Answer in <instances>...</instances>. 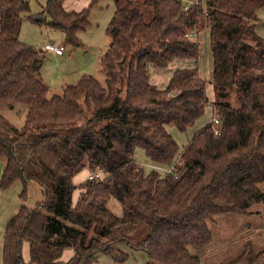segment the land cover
Returning <instances> with one entry per match:
<instances>
[{"label":"trees","instance_id":"trees-1","mask_svg":"<svg viewBox=\"0 0 264 264\" xmlns=\"http://www.w3.org/2000/svg\"><path fill=\"white\" fill-rule=\"evenodd\" d=\"M65 1L47 0L43 14L65 44L79 47L102 0L80 12L66 11ZM136 1L118 2L109 24L105 84L83 76L49 98L39 52L20 41L24 21L40 24L39 15L29 0H0V106L28 107L23 128L0 116V190L21 181L26 201L34 181L45 196L8 221L3 264H93L101 254L124 263L126 250L144 252L147 264H202L217 216L264 203V39L256 32L264 0H198L187 12L181 0H143L153 9L149 22ZM202 22L210 27L213 102L197 69L177 70L164 89L150 82V65L198 58ZM208 115L182 147L168 130L186 133ZM139 151L158 168L140 167ZM83 170L105 179L77 185ZM142 229L146 238L134 244L130 236ZM68 249L75 255L63 263ZM227 264H264V250L248 243Z\"/></svg>","mask_w":264,"mask_h":264},{"label":"rangeland","instance_id":"rangeland-1","mask_svg":"<svg viewBox=\"0 0 264 264\" xmlns=\"http://www.w3.org/2000/svg\"><path fill=\"white\" fill-rule=\"evenodd\" d=\"M31 13L39 15L40 24L31 21H24L20 33V41L27 46L35 48L39 52V57L43 61L42 78L49 87V98L60 96L63 89L67 86L77 85L83 76H92L97 81L105 84L106 74L102 68V59L109 49L112 38L108 35V27L116 11L118 2L123 0H102L93 6L89 11L90 27L79 33L80 46L73 47L65 44L64 33L54 29L50 25V19L43 14V7L47 0H29ZM68 8L71 10L82 11L88 9L91 0H71ZM184 6L195 5L198 0H181ZM202 3V1H199ZM204 3H202L203 5ZM135 7L145 14V20L149 22L153 17V9L144 4L143 0L134 2ZM73 8V9H72ZM258 23L256 25L257 34L264 39V8L258 12ZM1 21V18H0ZM196 30L194 37L199 43L200 53L197 59H177L168 64L165 68H158L150 65V82L159 89L165 87L173 74L180 69L198 68L199 75L206 81V93H214L212 81L213 55L210 27L205 23ZM47 44L63 48L64 57H58L53 51L46 50ZM65 60V61H63ZM163 75L159 79L158 75ZM159 79L158 83H155ZM209 98V96H208ZM210 100V99H209ZM212 100V99H211ZM214 101L213 100L210 102ZM28 114V107L23 104L15 106H0V116L5 117L17 128H23ZM209 117V115H208ZM206 122V118L200 119L195 126L186 133H180L174 126H169V132L174 136L180 147L185 144L186 139L192 133L201 128ZM141 155L143 151H139ZM137 153V161L140 167L148 170L158 168L153 164H148L143 157ZM154 166V167H153ZM88 170L78 173L75 178H85ZM90 174V173H89ZM89 176V175H88ZM87 176V179H88ZM85 183L86 180H82ZM80 183V184H82ZM21 181L13 184L8 190L4 191L0 197V215L2 206L15 208L26 206L34 208L39 202L43 201V189L39 184L32 181L28 184L27 199L23 201L20 195L23 191ZM264 191V184L261 185ZM111 211L118 216H122L121 204L112 199L109 203ZM4 211V210H3ZM18 212V211H17ZM16 214V213H15ZM14 214V215H15ZM6 218V217H5ZM7 220V221H6ZM8 219L0 218V264H3V243L6 235ZM213 234V243L201 253L202 264H227L237 259L244 251L245 246L251 243L256 252L264 250V203L253 205L248 214L219 215L214 222L210 223ZM147 236V230L142 229L132 234L131 240L134 244L142 242ZM70 250V249H68ZM62 258V257H61Z\"/></svg>","mask_w":264,"mask_h":264},{"label":"crops","instance_id":"crops-1","mask_svg":"<svg viewBox=\"0 0 264 264\" xmlns=\"http://www.w3.org/2000/svg\"><path fill=\"white\" fill-rule=\"evenodd\" d=\"M72 1L71 0H66L65 2H64V9L66 10V11H68V12H71V11H76V10H71L70 8H68V4L69 3H71ZM91 2H92V0H91ZM91 4V3H90ZM73 9V8H72ZM85 10V9H84ZM83 11V10H82ZM77 12H80V11H77ZM65 55V54H64ZM64 55L63 56H59V55H57L58 57H64ZM63 61H65V60H63ZM188 69H197V71H199L198 70V68H188ZM212 73H213V70H212ZM198 75H199V72H198ZM162 76L163 75H161V74H159L158 75V77H159V79H161L162 78ZM199 77H200V75H199ZM172 78V77H171ZM201 78V77H200ZM159 79L155 82V83H158V81H159ZM202 79V78H201ZM171 80V79H170ZM170 80H169V82H170ZM204 80V79H203ZM169 82L165 85V87H167V85L169 84ZM154 85V84H153ZM155 86V85H154ZM164 87V88H165ZM158 88V87H157ZM164 88H162V89H164ZM208 96H209V99H210V101H212L213 100V97H214V94L212 95L211 93H209L208 94ZM212 99V100H211ZM210 118V116L208 117L207 116V118L206 119H209ZM184 143H186V142H184ZM184 145V144H183ZM140 155H141V153H140ZM142 156V155H141ZM144 156V155H143ZM4 166H5V163H4V161H2V160H0V179H1V177H2V173H3V169H4ZM89 171H87V172H85V174H86V176H85V178H81V179H78L77 180V178H74V182H75V184H77V185H79L80 183H82L83 181L82 180H87V176L89 175ZM3 192L4 191H1L0 190V197H1V194H3ZM43 197H44V199H45V196H44V193H43ZM77 198V195H76V197H75V199ZM44 199H43V201H44ZM42 202V201H41ZM40 203V202H39ZM4 206V205H3ZM2 206V208H3V210H2V215H0V218H2L3 217V219L5 220V219H8V221L14 216V214L15 213H17V211H19L20 210V208L21 207H19V210H18V206H16L15 208H12L11 207V203H10V205H7L8 207H3ZM6 217V218H5ZM7 221V220H6ZM126 251H128L129 252V259L126 261V262H124V263H116V262H114L112 259H110L109 257H107V256H105V255H103V254H101V255H99L98 256V258H97V260L93 263V264H147V255L144 253V252H134V251H130V250H126ZM74 255H75V252H74V250H72V249H70V250H65L64 251V253H63V255H62V258H61V261L63 262V263H67L68 261H70L73 257H74ZM23 257H24V259H25V261L28 263V262H30V254H29V247H28V245H25L24 246V249H23Z\"/></svg>","mask_w":264,"mask_h":264},{"label":"built area","instance_id":"built-area-1","mask_svg":"<svg viewBox=\"0 0 264 264\" xmlns=\"http://www.w3.org/2000/svg\"><path fill=\"white\" fill-rule=\"evenodd\" d=\"M194 5H189V6H184L183 7V11L184 12H187L189 11ZM45 49L46 50H50V51H53L56 55H59V56H63L64 55V50L63 48H59V47H55L54 45H50V44H47L45 46ZM218 125H219V122L218 121H215V124H214V132H215V136H220V129L218 128ZM96 179H100V180H103L105 179V174L101 171H96V172H92L89 174L88 176V181H94Z\"/></svg>","mask_w":264,"mask_h":264}]
</instances>
